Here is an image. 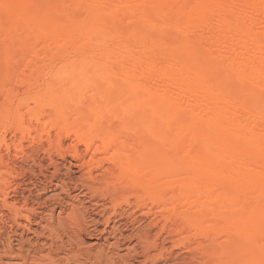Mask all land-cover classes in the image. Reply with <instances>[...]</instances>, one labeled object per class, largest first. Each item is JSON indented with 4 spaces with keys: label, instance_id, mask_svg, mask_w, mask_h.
<instances>
[{
    "label": "bare ground",
    "instance_id": "6f19581e",
    "mask_svg": "<svg viewBox=\"0 0 264 264\" xmlns=\"http://www.w3.org/2000/svg\"><path fill=\"white\" fill-rule=\"evenodd\" d=\"M3 260L264 264V0H0Z\"/></svg>",
    "mask_w": 264,
    "mask_h": 264
},
{
    "label": "rangeland",
    "instance_id": "374dc122",
    "mask_svg": "<svg viewBox=\"0 0 264 264\" xmlns=\"http://www.w3.org/2000/svg\"><path fill=\"white\" fill-rule=\"evenodd\" d=\"M25 145V149H24V152H26L28 155L30 154V148H31V145L30 144H24ZM33 146V145H32ZM34 146H35V144H34ZM37 156V157H36ZM34 158H35V161H37V163L39 164H41L42 166H44V168H46L47 167V164L45 163V162H43V155L41 154V152H39V151H35V153H34ZM58 161V163L60 164L59 165V169H60V171H61V173H65L64 171H65V169L62 167L63 166V163L60 161V160H57ZM33 163H31L29 160H27V159H25L24 161H23V167H24V169H26V170H28V169H32V171L34 172V173H36V175L38 174V168L36 167V166H34V165H32ZM34 166V167H33ZM34 169V170H33ZM43 172V174H45V175H49L48 173H50V172H52V170L51 169H49L48 168V170L47 171H45V170H43L42 171ZM48 172V173H47ZM35 180V178H33L31 175H27L26 177H25V181H34ZM59 191H57L56 193H58ZM49 195H51V193H48V194H44V195H42V197L45 199V198H47ZM137 216H135V218H136ZM138 219H139V217H138ZM143 221V220H142ZM86 246H81V249L83 248H85ZM4 261V263L5 264H18V262L17 261H14V260H3Z\"/></svg>",
    "mask_w": 264,
    "mask_h": 264
}]
</instances>
